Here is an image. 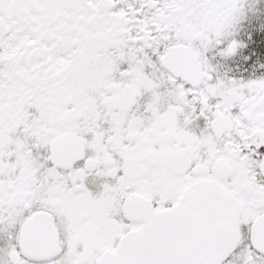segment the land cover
<instances>
[{"label":"snow or ice","instance_id":"1","mask_svg":"<svg viewBox=\"0 0 264 264\" xmlns=\"http://www.w3.org/2000/svg\"><path fill=\"white\" fill-rule=\"evenodd\" d=\"M0 264H264V0H0Z\"/></svg>","mask_w":264,"mask_h":264}]
</instances>
